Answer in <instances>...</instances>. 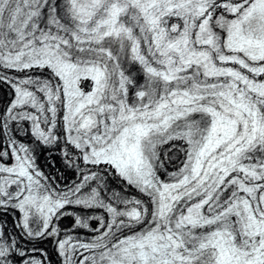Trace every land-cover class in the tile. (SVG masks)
<instances>
[{"label":"snow or ice","instance_id":"obj_1","mask_svg":"<svg viewBox=\"0 0 264 264\" xmlns=\"http://www.w3.org/2000/svg\"><path fill=\"white\" fill-rule=\"evenodd\" d=\"M0 264H264V0H0Z\"/></svg>","mask_w":264,"mask_h":264}]
</instances>
